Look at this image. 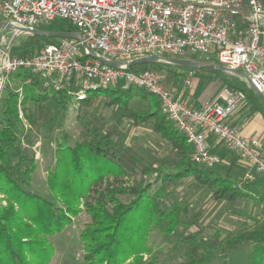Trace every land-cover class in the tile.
Masks as SVG:
<instances>
[{
	"label": "built area",
	"instance_id": "obj_1",
	"mask_svg": "<svg viewBox=\"0 0 264 264\" xmlns=\"http://www.w3.org/2000/svg\"><path fill=\"white\" fill-rule=\"evenodd\" d=\"M57 19L74 25L76 37L58 38L31 53L14 51L21 33L32 35L17 28H37ZM5 21L14 28L9 39L0 36V98L10 75L21 70L41 73L48 78L45 84L55 88L72 81L80 88L79 98L114 82L141 87L158 99L191 144L192 161L208 167L220 162L209 147L213 137L248 167L243 180H253L254 173L264 176L259 140L228 122L243 99L241 91L224 86L194 107L166 87L159 72L127 68L128 61L141 56L188 58L198 53L205 62L242 70L264 95V0H0V23ZM91 51L118 65L101 62ZM189 78L186 73L180 81L186 86ZM40 144L38 140L33 146L37 154Z\"/></svg>",
	"mask_w": 264,
	"mask_h": 264
},
{
	"label": "rangeland",
	"instance_id": "obj_2",
	"mask_svg": "<svg viewBox=\"0 0 264 264\" xmlns=\"http://www.w3.org/2000/svg\"><path fill=\"white\" fill-rule=\"evenodd\" d=\"M2 35L9 39L11 30L0 29V36ZM29 36L31 35L21 33L14 40L20 54L34 52L43 45L41 38L36 37L32 41L29 40ZM186 56L188 59L208 63L198 53H189ZM146 67L162 74L163 84L179 93L181 99L191 106L200 105L203 100L214 97L222 87L227 86L219 75L200 69H191L186 72L191 74V78H189L190 83L184 86L180 81L184 75L176 82L173 76L175 72H182L185 69H178L176 65L169 63L137 64L127 68L131 71H139ZM116 86L126 89L116 82L112 83L110 88H116ZM75 87L71 92L72 100L64 103L65 110H63L64 113L62 112L60 125L42 137L40 147L37 148L39 154L35 152L37 167L32 173L30 186L33 192L54 202L61 201L58 196H54L48 185V180L52 175L50 171L54 169L59 156L57 141L63 136L67 138L68 145H72L78 139L81 121L85 119V122H89V115L92 117V114H97L95 121L101 124L100 131L106 132L112 139L111 141L114 144L117 143L116 152H107V157H112L116 161L122 157L126 158L123 161L124 167L117 166V169L107 171L102 180L93 185V191L90 194L98 198L103 191L118 189L120 193L117 194V198L127 202L136 199L129 192L133 186L138 185L144 191V198L137 204V207L135 206L130 216L135 221H126L123 225L125 228L121 227L120 246L123 247L122 244L129 246L133 254L125 259L123 264H264V236L246 240V242H241L238 248L225 251L226 243H228L226 236L229 232L246 224L257 226L254 228L258 229L264 228V202L259 203L257 194L253 198L237 197L232 200L229 198L232 197L229 192V180L241 174L243 177L247 171H243L242 166L239 168L240 164H236L234 169H229L227 165L222 164L227 159L231 161L236 158V163H242L234 152L209 137L208 143L212 144L209 147L223 151V154H218L221 158L219 164L212 168L218 178H213L216 175L211 173L212 170L208 173L203 171L197 174L185 171L184 168L182 169L183 164L191 163L192 152L186 149L187 144L184 139L174 138L169 133V125L172 126V123H169L164 115L158 99L150 92L136 93L137 90L133 89L121 95L118 93L97 94L91 104L85 105L76 102L85 97L79 98L80 88ZM120 99L127 100V103L120 102ZM250 110H252L250 103L243 95V99L232 115L245 116L255 113ZM159 126L161 131L157 130ZM232 127L239 131L236 126L232 125ZM173 145H175V150ZM179 151H183L184 156L177 154ZM95 155H98L97 162L106 159L101 151ZM105 168L110 170V168ZM212 174L213 177H211ZM219 175L225 176L226 179ZM242 177L240 182H246ZM146 193L147 196H145ZM159 195L164 204L161 207L165 211L170 208L178 210L177 227L170 228L166 220H162L163 222L148 221L143 229L145 236L143 240L149 249L134 257L136 252L131 247H135L134 242L138 240L137 222L139 219H144L149 206L154 205L149 196ZM6 201V196L0 192V202L6 204ZM79 202V210L73 216L72 222L60 232L50 236L53 252L49 261L44 264H82L84 262V247L79 234L91 221L92 216L84 204L85 199L80 198ZM90 202L94 205L95 200H90ZM140 211L145 216H141ZM194 215H198L197 220L200 224L198 221L190 223L194 221L192 217ZM140 231L138 229V233ZM203 233L204 235L201 236ZM93 245L94 243L91 244Z\"/></svg>",
	"mask_w": 264,
	"mask_h": 264
},
{
	"label": "trees",
	"instance_id": "obj_3",
	"mask_svg": "<svg viewBox=\"0 0 264 264\" xmlns=\"http://www.w3.org/2000/svg\"><path fill=\"white\" fill-rule=\"evenodd\" d=\"M36 27L44 31H76L74 25L61 19L52 20L48 25L38 24ZM36 37L41 38L43 44L58 39L31 35L29 40L33 41ZM17 49L18 45L14 47V51ZM150 64L158 65L159 62ZM176 68L185 69V71L174 73L175 82L191 70L178 65ZM200 70L219 75L227 87L230 86V88L238 89L243 93L244 98L250 103L251 112L257 111L264 114V105L243 78L227 72ZM47 80L48 78L43 77L41 73L29 70L18 71L10 75L9 82L0 98V192L6 196L7 200L6 204L0 202V264H44L48 262L53 252L50 236L60 232L72 222L73 216L79 210L80 198L85 199L84 204L92 216L91 221L79 234L84 247V262L82 264H123L125 259L133 254L129 250V246L124 244H122L123 247L120 246L121 227L126 221H135L130 216L135 206L137 207V204L144 198V191L138 185L133 186L129 192L136 199L127 202L117 198V194L120 193L118 189L103 191L98 198L90 194L93 191V185L99 183L107 171H113L117 169V166L123 168V161L126 158L122 157L116 161L112 157H107V152H116L117 143L114 144L106 132L100 131L101 124L99 125L98 121H95L97 114H92V117L89 115L90 121H86L87 123L84 121L85 119L81 121L78 139L72 145H68L67 138L63 136L57 141L59 156L54 169L50 171L52 175L48 180V185L54 196H58L61 201L54 202L30 189L31 176L37 167L33 146L38 140L41 141L42 137L52 132L54 127L60 125L63 110H65L64 103L72 100L71 92L75 87L72 81L64 80L62 86L55 88L52 83L46 85ZM110 86L90 90L91 92L89 91L84 99H78L76 102L85 105L91 104L97 94L118 93L121 95L129 93L133 89L137 90V92L134 91L136 93H142V91L147 93L144 88L136 86L126 89L119 86L110 88ZM77 87L75 88L77 89ZM19 88L20 91L17 90ZM119 101L127 103V100L120 99ZM198 106L196 104L194 107ZM19 110H21L22 116L19 115ZM165 116L169 123H172L167 115ZM24 121H26L25 124ZM157 128L158 131H161L160 126ZM169 128V133L174 138L185 140L186 149L191 153L192 146L186 137L173 123L172 126L169 125ZM173 149L175 150V145H173ZM210 149L213 151L212 148ZM100 151L106 159L97 162L98 155L95 154ZM177 154L184 156L183 151H179ZM190 162L184 163L182 169L197 174L203 173V171L211 172L215 167H208L194 161ZM236 162L237 158L231 161L227 159L222 164L227 165L226 167L229 169H234L238 164ZM99 166L102 167L99 168ZM211 173L216 175L213 177L212 174L211 177L218 178L215 171ZM240 176L242 177V174L228 179L230 181L229 192L232 196L229 198L231 200L237 197L253 198L257 194L259 203H263L264 181L260 178L264 180V176L254 173V179L246 182H240ZM219 177L226 179L223 175H219ZM149 199H152L154 205L149 206L146 217L137 222L138 240L134 242L136 243L135 247H131L136 252L134 257L149 249L143 240L145 237L143 229L148 221L166 220V224L170 225V228L177 227L178 210L170 208L165 211L161 207L164 204L160 195L149 196ZM90 200H95L94 205L90 204ZM143 212L145 213V211ZM141 216L145 215L141 213ZM192 217L194 221L190 223L198 221V215ZM254 227L257 226L246 224L229 232L226 236L228 243H226L225 251L238 248L246 240L257 239L258 236L263 238L264 228ZM138 229L141 230L140 233H138ZM194 235L197 236V234ZM203 235L204 233L201 236ZM92 243H94L93 246H91Z\"/></svg>",
	"mask_w": 264,
	"mask_h": 264
},
{
	"label": "water",
	"instance_id": "obj_4",
	"mask_svg": "<svg viewBox=\"0 0 264 264\" xmlns=\"http://www.w3.org/2000/svg\"><path fill=\"white\" fill-rule=\"evenodd\" d=\"M13 28L14 26L10 24L8 21L0 23V29H13ZM17 29L20 30L21 32L30 31L32 35L45 36V37H51V38L52 37H56V38L76 37L75 33L71 31H64V32L44 31L38 28H32V29L17 28ZM83 44L85 43L83 42ZM91 56L97 58L101 62L108 64L110 66L116 67L118 65L117 61L106 59L102 56L95 54L93 51H91ZM155 62H164V63L178 65V66H182V67L190 68V69H206V70H211V71L228 72V73L238 75L247 82L249 87L255 92L257 97L260 99L261 103L264 105V95L254 87L248 75L240 69H230V68H227L217 63H202V62L188 59V58H178V57H168V56L159 57L156 55H146V56L134 58L127 62V67H131L137 64H150V63H155Z\"/></svg>",
	"mask_w": 264,
	"mask_h": 264
},
{
	"label": "crops",
	"instance_id": "obj_5",
	"mask_svg": "<svg viewBox=\"0 0 264 264\" xmlns=\"http://www.w3.org/2000/svg\"><path fill=\"white\" fill-rule=\"evenodd\" d=\"M229 124L232 126H236L239 131L246 137H254L257 138L260 142V152L264 155V116L261 113L255 112L249 115H231L228 118ZM212 139L217 142L213 137ZM210 147L212 146L210 142ZM213 148V147H212ZM218 154H223L222 150H213ZM240 164V165H239ZM239 168L241 166L244 168L243 171H246L248 168L243 163H238ZM241 170V169H240Z\"/></svg>",
	"mask_w": 264,
	"mask_h": 264
}]
</instances>
